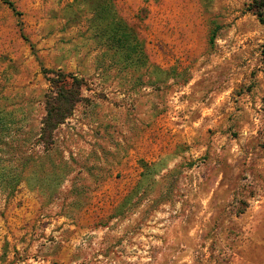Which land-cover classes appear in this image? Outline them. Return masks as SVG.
I'll return each instance as SVG.
<instances>
[{"label": "rangeland", "instance_id": "obj_1", "mask_svg": "<svg viewBox=\"0 0 264 264\" xmlns=\"http://www.w3.org/2000/svg\"><path fill=\"white\" fill-rule=\"evenodd\" d=\"M10 1L0 159L16 160L0 174L21 176L0 178V264H264L255 0ZM111 8L139 55L103 46ZM43 70L86 86L35 169L22 159L42 153Z\"/></svg>", "mask_w": 264, "mask_h": 264}, {"label": "trees", "instance_id": "obj_2", "mask_svg": "<svg viewBox=\"0 0 264 264\" xmlns=\"http://www.w3.org/2000/svg\"><path fill=\"white\" fill-rule=\"evenodd\" d=\"M0 2L5 4L12 12H16L13 3L10 0H0ZM249 10L258 18L261 24L264 25V0L253 1ZM112 12L113 9L111 8L109 10L106 9L105 13L102 14L109 19V23L107 24L109 30L107 29L103 46L109 51H114L116 54L122 49V51L131 55L132 58L137 51L139 55V52H141L143 48L141 44L142 40H139L134 27L125 23H120ZM16 15H18V13H16ZM112 41L116 45H111ZM131 42H133V45L130 44ZM43 74L51 76L46 77V80L49 83V91L44 95L42 101L43 114L39 121L37 140L35 142L37 145L39 144L41 146L42 153L40 156L29 155L30 157L22 159V163L28 162L32 164L35 169L38 160L42 159L41 156L49 157L53 153L55 148V132L60 125L64 124L65 121L72 116L75 107L83 101L81 92L86 86L85 81L82 78H78L70 73L43 70ZM2 111L3 110L0 112ZM1 146L10 149L11 143L7 145L0 140V147ZM14 160L16 159H0V169L3 165H8L10 167V163ZM10 173L4 174L3 176L0 174V178H2L5 186H8V188H10L17 178L21 176H16Z\"/></svg>", "mask_w": 264, "mask_h": 264}]
</instances>
